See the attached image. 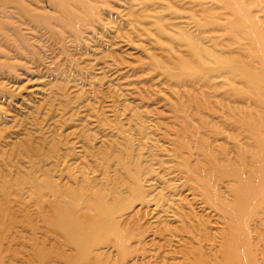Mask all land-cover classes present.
<instances>
[{
	"label": "rangeland",
	"instance_id": "obj_1",
	"mask_svg": "<svg viewBox=\"0 0 264 264\" xmlns=\"http://www.w3.org/2000/svg\"><path fill=\"white\" fill-rule=\"evenodd\" d=\"M49 1L0 0V264H264L263 261L261 262L264 259V210H257V208L264 207V196L249 197V200L255 197H257L256 200H259L256 202L251 199L253 203L247 198H244L246 202L242 201L243 198L239 200L244 205L249 203L253 212L258 211L254 214L251 210L253 214L250 213L254 219H257L253 220L256 223L250 222L252 220L250 214L246 217L242 213L245 210L248 211L249 206H246V209L239 203L238 205L242 206L241 209L244 211L238 210L239 207L236 208L238 200L232 201L236 196L232 195L231 198H228L230 197L228 195L225 196L227 193L225 188L226 193L222 189L224 195L220 196L222 200L219 196H214V199H210L213 196L207 198L199 181L198 183L193 177L185 175L186 172H180L179 167H176V171L175 165L180 160L179 157H177V161L174 159L175 162H171L166 157L168 155L165 154L166 152L159 151L163 149L162 145L164 149L166 148L165 150L171 153L173 150L171 148L175 143L173 141L164 143L163 135L151 130L150 121L148 123L143 119L145 121L143 123L146 124H142L140 127V117H142L140 112L143 109L139 108L138 104L135 106L137 102L133 103L128 100L129 96L126 97L128 91H132L131 89L142 90V84H137L140 82L137 81V77H142L138 78L141 80L144 78L143 81H145L146 76L151 74L148 72V66L149 62H153L154 53L160 55L163 50L169 52L170 47L173 48L170 53L176 51L174 53L176 55L171 54L169 58V60H173L170 61L171 64L174 60L179 63L181 58L191 66L197 67L196 75H188L189 79L196 77L197 82L209 79L211 81V78L213 81L216 80L217 86L214 90L215 83L213 81L211 84L208 83L212 89L207 87L208 90H206L207 84L205 83L203 86L204 81L201 82L203 85L196 84L200 88L195 86L197 94L204 93L201 89L204 88L205 94L208 93L210 98L203 99L204 104L205 101H208V105L205 104L206 108L203 106L204 111L202 112L212 109L206 110L208 112L204 116H209L211 111H213L211 115L215 113V116L223 113L227 116V118L225 115L219 116L221 118L224 116L223 123L228 122V119L231 122V124L230 122L225 123L227 126L224 124L226 128L222 126V121L218 124L215 119H212L213 121L210 119L211 123H207L208 127L212 128L210 129L212 133L223 132L220 145L216 146V151L220 153L217 155L225 154L226 158L233 163H231L232 167L235 165L237 171L239 169L240 173H244L242 174L245 179H255L259 173L258 169H264L263 166H258L264 163V0H169L174 14L171 12L173 11L171 5H167L169 4L168 0L167 2L163 0L168 8L164 6L165 4L158 3L162 2L161 0H143L149 2V5L142 0H133L131 4L128 3L132 0H120V2L114 0L117 1L116 4L113 0H95L97 3L107 1L102 4L91 2L92 0H88V2L87 0H66L69 6L63 15L59 9L54 8L53 1ZM78 1L86 3L87 6H92L91 3L95 4V8L97 7L96 17L94 15L93 18L86 19L89 14L86 9L81 7L82 12L78 8V4L74 3ZM193 1L196 3L202 1V4L192 5L195 4ZM153 3L157 4L155 11ZM111 5L112 10L115 9L116 12H111ZM197 6L198 8H196ZM106 7L110 9L108 10ZM204 9L206 10L204 11ZM56 11L59 13L57 14ZM161 12H167V14L163 13L164 17L161 16V18ZM184 14L185 16H182ZM192 15L195 16V21ZM177 17L180 20L183 18L193 19V22L188 20L186 22L188 26H186L185 22L180 21ZM155 18L159 24H162L163 18H167L163 21L164 27L160 25L162 27L160 28L155 23ZM175 18L183 25L176 22L173 24ZM91 19H95L101 25L98 23L96 25V21L90 22L83 29L87 34L82 29L78 34L79 28ZM65 21L66 23L63 24ZM190 21L194 27L191 26ZM188 22L191 24L189 25ZM154 23L157 26H152ZM169 23L173 26L169 25L168 27ZM194 23L198 25L195 26ZM141 26L151 29L154 27L152 30L147 29V39L145 37L142 39L146 35L143 34L146 29H144L145 31L141 30ZM156 27L168 33L165 31L163 33L160 30L159 32ZM150 31L157 34L156 37ZM149 33L158 42L154 38L149 39ZM202 33L204 34L202 35ZM76 35H79L78 38ZM151 35L150 38H152ZM199 35L205 39H203L205 42ZM81 36L83 39L85 38V41L79 38ZM128 42H132L133 45ZM137 43L139 46H136ZM124 44L126 45L124 46ZM141 44H144L142 46L145 48H142ZM198 49L199 51L200 49L204 50V53H198ZM142 50H145V53L146 51L149 54L153 53L152 58L151 55L149 58L147 57L152 59L151 61L142 62L149 55L148 53L146 55ZM175 57H178L179 61ZM195 57L196 59H194ZM159 58L164 63H169L166 57L163 58L164 60ZM138 60L139 63H137ZM152 65L156 66L152 63L150 67ZM130 66L132 68L127 72L125 68ZM143 66L145 67L142 70ZM132 69L133 72H131ZM199 69L209 72L198 73ZM157 70L160 71L158 66L154 68V71L153 68H150V72H154V74H158ZM164 71H168L167 73L170 74L172 72L169 68ZM129 73L135 74L129 76ZM156 74L152 81H146L149 85L151 82L150 87H147L149 85L144 82L145 87L141 92V96L144 97L140 98L152 101L144 111L149 109L148 112L153 116L154 112L155 116L159 114L158 112L162 113L161 115H167V119H159L158 122H161L165 136L174 137V133H177L178 130L181 132V129L176 125L172 126L175 121L173 120L172 123L171 119H168L171 110L161 102L158 96L161 93L154 94V91L159 92V89L156 88L160 87L157 85L162 86L163 82L161 81L165 83L167 78L163 76L160 81L157 79L160 77ZM125 75H128L126 79L132 77L128 79L132 80V87L137 85L138 87L132 88L128 80V83L124 82ZM205 77L207 79H204ZM157 80L161 83L157 84ZM167 82L165 85H169L170 81ZM153 84H157V87H152ZM165 85H163L164 88L162 86L163 92ZM185 85H189V83L183 84V87ZM146 87L149 91L146 90ZM151 87L155 90L149 89ZM174 87L172 86L173 89ZM176 88L178 89V87ZM198 88L201 91H198ZM173 89L164 92L165 96L172 92L169 94L171 96H167L171 101L172 97H175L174 94L179 96H176L178 98L176 100L181 99L183 94V96L189 94L188 97L185 96L186 98L183 97L179 101L182 102L185 98L191 102L188 104L186 100L184 104L182 103L183 105L186 103L192 105L193 102L194 106H191L193 110L196 107L195 104L202 102L200 97L203 98V95L198 96L195 93V97L194 91H191L192 88L190 90L188 88L189 92H186L187 90L181 92L182 90L179 88L181 96L177 89ZM214 91L215 93H211ZM152 94L156 95V98ZM190 94L194 97H190ZM197 96L199 97L198 103L196 102L198 101ZM194 102L196 103L194 104ZM171 109L174 110L173 106ZM195 114L193 113V116ZM240 118L244 122H239ZM247 120H250V123ZM153 123L156 124V117L152 125ZM241 123L245 127H242L244 125ZM142 138L145 140L143 141ZM237 140H240V144ZM150 141H153L152 145L149 144ZM233 141L236 142L233 143ZM153 147L155 148L152 149ZM248 151L249 153L244 154ZM156 152H162V155H157ZM185 152L188 155L191 152L189 156L193 165L203 160V156L198 150L191 148L190 150L185 149ZM242 154L246 156H242ZM140 158L142 159L140 160ZM173 163L176 164L173 165ZM232 167L230 171L233 170ZM154 171L158 175H155ZM248 172L252 179L248 174L246 175ZM187 176L188 178H186ZM166 177H170L169 180ZM179 177H184V179ZM260 177L259 175L258 179H262L264 183V176ZM190 178L195 181V185H199L191 188L190 183L192 185L194 183L190 181ZM216 178L218 176L214 180ZM137 181L139 185L136 184ZM150 182H158L154 188L156 192L152 189L149 191ZM177 183L184 186V189L180 187L182 190H176L180 189L174 188ZM138 186L147 189L141 188L143 189L141 191ZM188 189H192L195 194L193 192L192 195L189 194ZM201 194L204 195V198H201L203 197ZM202 199L207 202H203ZM199 200L200 203H197ZM220 200L224 206H219L222 205ZM223 200L229 203L226 204ZM148 201H151V204ZM230 202H234V205ZM185 203L188 204V207ZM201 205H206V208L203 206L201 208ZM215 205H218L221 214L227 215L228 212L230 215L232 212L231 217L227 218L228 215L226 217L223 214L220 219V211H215L218 210L215 209ZM229 205L231 208L234 206L235 211L238 210V212L236 213L234 208L232 211L228 210ZM157 206H160L161 210L156 209V215H154L155 213L152 214L153 208ZM168 207L171 211L174 210L176 216L178 215L176 221L173 219V217L175 218L172 214L173 211L170 212ZM203 208L206 210L204 211ZM162 209L164 210L162 211ZM210 209L212 211L209 213ZM223 209L225 210L223 211ZM244 214H248V212ZM151 215L154 217L151 218ZM235 215L240 219L235 220L236 222H241L243 217L247 220H243L241 224L236 223L232 221L235 219ZM156 216L158 218L161 216V218L157 219ZM184 216L186 219H182ZM179 218L180 221H178ZM244 221L251 223L250 226L247 224L248 229L252 226L250 234L246 236L245 234L249 231L243 227L245 226ZM233 222L235 223L233 224V226L235 225L234 229H232ZM142 231L145 232V235ZM146 235L148 236L146 237ZM237 256L240 257L237 258L238 260L235 259Z\"/></svg>",
	"mask_w": 264,
	"mask_h": 264
},
{
	"label": "bare ground",
	"instance_id": "obj_2",
	"mask_svg": "<svg viewBox=\"0 0 264 264\" xmlns=\"http://www.w3.org/2000/svg\"><path fill=\"white\" fill-rule=\"evenodd\" d=\"M48 1V0H47ZM51 1V0H50ZM49 1V2H50ZM53 2H52V4L53 5H55V7L54 8H57V10L59 9V12L63 15L64 14V12H66L67 10H68V3L66 2V0H52ZM90 1V0H89ZM95 0H92L91 2H94ZM108 1V0H107ZM107 1H104V2H107ZM114 1V0H113ZM118 1V0H117ZM116 1V2H117ZM129 1H131V0H129ZM143 1V0H142ZM148 1V0H147ZM151 1V0H150ZM159 1V0H158ZM162 2H163V0H161ZM169 1V0H168ZM227 1H229V0H227ZM87 2H88V0H87ZM104 2H96L95 1V3L96 4H102V3H104ZM115 2V1H114ZM114 2H113V4H114ZM116 2H115V4H116ZM119 2H120V0H119ZM125 2V1H124ZM133 2V0L131 1V2H129L128 4H131ZM143 2H145L146 4H148L149 2H146V1H143ZM142 2V3H143ZM156 2V1H155ZM162 2H158V3H160V5L161 4H165L164 2L162 3ZM165 2H167V0L165 1ZM193 2H195V1H193ZM192 2V3H193ZM74 3H76V4H78V8L83 12V10H82V8L83 9H86L87 10V12H88V16H87V18L86 19H90V18H93L94 17V15L95 14H97V12H96V8H95V4L93 5V3H91L92 4V6H87L86 5V3L84 4V3H82V2H74ZM122 3V2H121ZM138 3H139V1H138ZM145 3H143V5H145ZM157 3V2H156ZM169 4H167V5H171V3H170V1L168 2ZM204 3H206V1H204ZM204 3H203V5H204ZM212 3V2H211ZM213 3H214V1H213ZM127 4V5H128ZM137 4V3H136ZM154 4V3H153ZM181 4H182V2H181ZM196 4H202V1H201V3H200V1H199V3H196L195 2V4H192V5H196ZM105 5H107V4H105ZM120 5V4H119ZM135 5V4H134ZM138 5V4H137ZM149 5V4H148ZM152 5V4H151ZM159 4H158V8H159V6H160ZM202 5V6H203ZM216 5V4H215ZM72 6H74V5H72ZM100 6V5H99ZM110 6V5H109ZM108 6V7H109ZM139 6H140V3H139ZM156 6H157V4L155 5L154 4V7L155 8H153L154 9V11H155V9H156ZM165 7H166V4L164 5ZM82 7V8H81ZM108 7H106V8H108ZM136 7H138V6H136ZM153 7V6H152ZM164 7V8H165ZM170 7V6H169ZM73 8V7H72ZM132 8V7H131ZM166 8H168V7H166ZM173 7H172V5H171V9H172ZM196 8H198V6L196 7ZM211 8V7H210ZM74 9V8H73ZM110 8H108V10H109ZM152 9V10H153ZM38 10V9H37ZM54 10V9H53ZM78 10V9H77ZM118 10V9H117ZM129 10V9H128ZM144 10V9H143ZM161 10V9H160ZM165 10V9H164ZM173 10V9H172ZM197 10V9H196ZM195 10V11H196ZM206 9H204V11H205ZM44 11V10H43ZM80 11V12H81ZM113 11H115L116 12V10L115 9H113L112 10V5H111V12L113 13ZM118 11H120V10H118ZM146 11H148V10H146ZM162 11V10H161ZM58 12V13H59ZM114 12V13H115ZM121 12V11H120ZM153 12V11H152ZM167 12H168V10H167ZM167 12L165 13V12H161V14H160V17L161 16H163L162 14L164 13V14H167ZM172 13L174 12V10L173 11H171ZM37 13H39V12H37ZM56 13H57V11H56ZM57 13V14H58ZM110 13V12H109ZM119 13V12H118ZM117 13V14H118ZM122 13V12H121ZM126 13H127V10H126ZM130 13V12H129ZM128 13V14H129ZM156 13V12H155ZM155 13H153V14H155ZM157 13H158V11H157ZM156 13V14H157ZM181 13V12H180ZM180 13H178V14H180ZM201 13V12H200ZM260 13V12H259ZM261 13H262V10H261ZM68 14V13H67ZM120 14V13H119ZM133 14V13H132ZM142 14H144V13H142ZM155 14V15H156ZM158 14V15H159ZM168 14H169V12H168ZM174 14V13H173ZM172 14V15H173ZM263 14V13H262ZM169 15H171V13L169 14ZM176 15V14H175ZM72 16V15H71ZM118 16V15H117ZM131 16V15H130ZM145 16V15H144ZM157 16V15H156ZM168 16V15H167ZM180 16H181V14H180ZM182 16H185V14L184 15H182ZM188 16V15H187ZM194 15H192V17H193ZM207 16V15H206ZM58 17H61V16H58ZM57 17V19H59ZM86 17V16H85ZM95 17H96V15H95ZM98 17V16H97ZM129 17V16H128ZM152 18H154V16H151ZM164 17V16H163ZM169 17V16H168ZM171 17H173V16H171ZM190 17V16H189ZM202 17V16H201ZM51 18V17H50ZM54 18V17H53ZM79 18V17H78ZM84 18V17H83ZM103 18V17H102ZM120 18V17H119ZM129 18H131V17H129ZM145 18V17H144ZM162 18V17H161ZM174 18V17H173ZM178 18V17H177ZM177 18H175V19H173V24H174V22H176V23H180V24H182L183 25V23L182 22H185L184 24L186 25V26H188L187 24H186V22L188 21V20H191V19H182V20H180L179 18V20L180 21H182V22H179V21H177L178 19ZM191 18V17H190ZM25 19V18H24ZM55 19V18H54ZM164 20L165 19H167V18H163ZM193 19H194V21H195V16L193 17ZM193 19L191 20L192 22H193ZM211 19H213V18H211ZM49 20V19H48ZM53 20V19H52ZM84 20V19H83ZM96 20H97V18H96ZM95 19H91V20H89L88 22H86L85 24H83L82 26H84V27H80L79 28V30L77 31L78 32V34L79 33H81V29L83 30L84 28H85V26L88 24V23H90V22H94V21H96ZM99 20V19H98ZM124 20V19H123ZM135 20H136V17H135ZM142 20V19H141ZM150 20H152L151 18H150ZM163 20V21H164ZM174 20H176V21H174ZM184 20V21H183ZM100 21V20H99ZM103 21V20H102ZM101 21V22H102ZM154 21H155V23L157 24V25H159V27L160 28H162V27H164L163 26V21H162V24H159V23H157L156 22V18L154 19ZM157 21H158V19H157ZM172 21V20H171ZM190 21V22H191ZM196 21H199V20H196ZM204 21H205V19H204ZM160 22H161V19H160ZM166 22V21H165ZM191 22V23H192ZM207 22V21H206ZM66 23V21L65 22H63V24H65ZM97 23L98 24H100L99 22H97L96 21V25H97ZM131 23H132V21H131ZM139 23V22H138ZM154 23V25H152V26H154L155 27V24ZM171 23V22H170ZM170 23L168 24V27H169V25H170ZM189 23V22H188ZM191 23H189V25L191 24ZM215 23H217V22H215ZM152 24H153V22H152ZM195 24V26L196 25H198L197 23H194ZM200 24V23H199ZM92 25V24H91ZM101 25V24H100ZM104 25V24H103ZM108 25V24H107ZM128 25V24H127ZM148 25V24H147ZM151 25V24H150ZM156 25V26H157ZM160 25H162V27L160 26ZM184 25V26H185ZM193 25V23L191 24V26ZM42 26V25H41ZM90 26V25H89ZM133 26V25H132ZM131 26V27H132ZM139 26V25H138ZM170 26H173V25H170ZM175 26V25H174ZM191 26H189L190 28H192ZM88 27V26H87ZM92 27V26H91ZM94 27H95V25H94ZM94 27H92V28H94ZM105 27V26H104ZM109 27V26H108ZM134 27H136V26H134ZM151 27V26H150ZM153 27V28H154ZM183 27V26H182ZM193 27H194V25H193ZM73 28V27H72ZM141 28V30H143V31H145L144 29H146V31H145V33H143V34H146L145 36H143L142 37V39L145 37V39H147L146 37H147V29L149 30H152L151 28H144L143 26H141L140 27ZM157 28V30L159 31L160 29L158 28V27H156ZM155 28V29H156ZM174 28V27H173ZM196 28V30L198 29V26L197 27H195ZM200 28H202V27H200ZM165 29V28H164ZM182 29V28H181ZM87 30H88V28H87ZM96 30V29H95ZM157 30H156V32H157ZM167 30V29H166ZM169 30V29H168ZM189 30V29H188ZM191 30V29H190ZM195 29H194V31H196ZM34 31V30H33ZM73 31H74V28H73ZM83 31H85V30H83ZM137 31V30H136ZM135 31V32H136ZM142 31V32H143ZM160 31H163L162 29L160 30ZM159 31V32H160ZM165 31V30H164ZM164 31H163V33H164ZM171 31H172V29H171ZM65 32V31H64ZM139 32V31H138ZM151 32V31H150ZM154 32V31H153ZM155 32V33H156ZM166 32V31H165ZM176 32V31H175ZM198 32V31H197ZM197 32H196V34H197ZM203 32V31H202ZM35 33V32H34ZM67 33V32H66ZM75 33V32H74ZM85 33H86V31H85ZM137 33V32H136ZM135 33V34H136ZM140 33V32H139ZM152 33V32H151ZM151 33H149V35H148V37H149V39H153L154 37L151 35ZM166 33H168V32H166ZM172 33V32H171ZM187 33V32H186ZM193 33V32H192ZM210 33V32H209ZM87 34V33H86ZM153 34V33H152ZM174 34V33H173ZM194 34V33H193ZM204 33H202V35H203ZM208 34V33H207ZM85 35V34H84ZM125 35V34H124ZM131 35V34H130ZM150 35L152 36V38H150ZM153 35H155V37H156V35L157 34H153ZM161 35V34H160ZM178 35V34H177ZM181 35V34H180ZM211 35V34H210ZM218 35V34H217ZM75 36V35H74ZM77 36V35H76ZM79 36V35H78ZM78 36H77V38H78ZM139 36V35H138ZM137 36V37H138ZM164 36V35H163ZM166 36H167V34H166ZM169 36H170V34H169ZM168 36V37H169ZM200 36V35H199ZM209 36V35H208ZM67 37V36H66ZM119 37V36H118ZM126 37V36H125ZM130 37V36H129ZM128 37V38H129ZM158 37V36H157ZM196 37V36H195ZM201 37V36H200ZM205 37V36H204ZM38 38V37H37ZM75 38V37H74ZM79 38H81V39H83L82 38V36L81 37H79ZM121 38V37H120ZM199 38V37H198ZM202 38V40L204 39L203 37H201ZM209 39L211 38V37H208ZM220 38V37H219ZM41 39V38H40ZM85 39V38H84ZM83 39V40H84ZM132 39V38H131ZM137 39V38H136ZM140 39V38H139ZM211 39H213V38H211ZM47 40V39H46ZM80 40V39H79ZM122 40V39H121ZM130 40V39H129ZM129 40H125V41H129ZM135 40V39H134ZM154 40H155V38H154ZM154 40H152V42L154 41ZM160 40V39H159ZM163 40V39H162ZM175 40V39H174ZM179 40V39H178ZM205 40V39H204ZM203 40V41H204ZM206 40H207V37H206ZM214 40H216V39H214ZM85 41V40H84ZM131 41V40H130ZM143 41H146V40H143ZM156 42H158L157 40H155ZM168 41V40H167ZM202 41V42H203ZM71 42V41H70ZM137 42V41H136ZM149 42V41H148ZM151 42V41H150ZM156 42H155V44H156ZM165 42V41H164ZM176 42V41H175ZM185 42V41H184ZM205 42V41H204ZM212 42V41H211ZM72 43V42H71ZM126 43V42H125ZM128 43H131L132 44V42H128ZM140 43V42H139ZM154 43V42H153ZM152 43V44H153ZM210 43V42H209ZM219 43V42H218ZM117 44V43H116ZM123 44V43H122ZM151 44V43H150ZM158 44V43H157ZM160 44V43H159ZM169 44V43H168ZM212 44V43H211ZM126 44H124V46H125ZM133 45V44H132ZM142 45H144V44H141V46ZM148 45V44H147ZM177 45H178V43H177ZM215 45V44H214ZM219 45V44H218ZM72 46V45H71ZM128 46V45H127ZM129 46H130V44H129ZM136 46H139L138 45V43H137V45ZM140 46V47H141ZM152 46H154V45H152ZM160 46V45H159ZM162 46V45H161ZM203 46V45H202ZM217 46V45H216ZM83 47V46H82ZM132 47V46H131ZM140 47H138V48H140ZM158 47V46H157ZM166 47H168L167 45H166ZM182 47V46H181ZM132 48H134V47H132ZM142 48H145V47H143L142 46ZM159 48V47H158ZM161 48V47H160ZM164 48V47H163ZM147 49V48H146ZM145 49V50H146ZM165 49H169V48H165ZM173 50V48H171L170 47V51L168 52L167 50L165 51V50H163L162 52H161V56L160 55H155V53H154V56L155 57H153V62L151 61L152 59H148L149 58V56L151 55V58H152V55H153V53H148L147 51H146V53H145V50L143 51L146 55H148V56H146L145 58H147V59H144V60H142V62L144 61V62H147L148 60L149 61H151V62H149V64L151 65L152 63L154 64V66L156 65V66H158V69L160 68V71L158 72V70H157V73L158 74H156V76H159L160 78H158L157 77V79H160V81H161V77L163 78V76H165L166 78H167V80L165 79V77H164V79H165V83H164V81H161V82H163V85H165L166 83H168L167 81H170V83H173V84H170L169 83V85H165L166 87H165V91L164 92H169V91H172V86H175L174 87V89L173 90H176L177 88L176 87H178V89H177V92H178V94L180 95V93L181 92H184V91H186V92H189L188 91V88H189V90H190V88H192L191 89V91H194L192 94L193 95H195V93H196V91H197V87H199L200 88V86L198 85H196V84H198V83H200V84H202L201 82H203V81H201V82H197L196 81V77L194 78V79H189V77H188V75H196V73H197V67H195V66H191L187 61H185V60H181V58H180V61L175 57V59H177V61H179V63L177 62L176 63V60H174V62H175V64H174V62H172L173 64H171L170 63V61H173L172 59L171 60H169V58H170V56H171V54H174L175 52H173V53H170V52H172V50ZM205 49V48H204ZM136 50H138V49H136ZM162 50V49H161ZM175 50V49H174ZM127 51H128V49H127ZM149 51V50H148ZM198 51V53H202L204 50H201L200 49V51H199V49L197 50ZM151 52V51H150ZM180 52V51H179ZM181 52H182V50H181ZM148 53V54H147ZM204 53V52H203ZM202 53V54H203ZM7 54V53H6ZM62 54V53H61ZM181 54V53H180ZM182 54H184V53H182ZM174 55H176V54H174ZM131 56V55H130ZM163 56V57H162ZM178 56V55H177ZM181 56V55H180ZM193 56V55H192ZM139 57V56H138ZM159 57H161L162 58V60H164L163 58L164 57H166L165 59L166 60H169V63L168 62H166V63H164L163 61H161V59L159 58ZM183 57V56H182ZM14 58V57H13ZM132 58H133V56H132ZM136 58V57H135ZM173 58V57H172ZM6 59V58H5ZM81 59V58H80ZM174 59V58H173ZM183 59H185V58H183ZM194 59H196V57L194 58ZM136 60V59H135ZM140 60V59H139ZM139 60H138V62L137 63H139ZM146 60V61H145ZM188 60V59H187ZM137 61V60H136ZM184 61V62H183ZM16 62V61H15ZM81 62V61H80ZM83 63V62H82ZM136 63V62H135ZM109 64V63H108ZM140 64H142L141 63V61H140ZM144 64H146V63H143V65ZM170 64V65H169ZM131 65V64H130ZM150 65L148 66L147 64L145 65V66H148L149 67V69H148V67H147V69L149 70L148 72L149 73H151V74H148V76H146V75H144V76H146L147 78L145 79V81H143L144 80V78H143V80H141V79H139V78H142V77H137V81L139 80L140 82H138L137 84H142V87H141V89L142 90H140L139 88H136V87H138V85L137 86H135V87H132L131 85V81L130 80H128V79H126V76H128V75H125L124 77H125V79L126 80H124V78H123V81L124 82H127L128 83V81H129V83H130V86L132 87V88H136V89H131L132 91H130L129 90V88H130V86H129V84L127 85L128 86V93H127V96H126V94H124L127 98H128V96H129V99L128 100H131V101H133V103L134 102H137V103H135V106L137 105L139 108L141 107V109H143V111H141L140 113L142 114V117H140V127H141V125L142 124H146V123H143V122H145L146 120H147V122L148 121H150V128H151V130H154V132H157V133H159L160 135L162 134L163 135V137H162V139H163V141H164V143H172V141L175 143V144H173V148H171V149H173L174 150V152H173V150L171 151V153L170 152H168L167 150H165L164 149V147L161 145V147L163 148H161L162 150H159V151H163L165 154H168V155H166V157L168 158V160H170L171 162H175L174 161V159L176 160L177 159V157H179V161H178V163H177V165H175L176 163H173V165H175V168L176 167H179L180 168V172L182 171V173L184 172H186V174L185 175H188L189 177H193V179H195L202 187L201 188H203V191H204V194H205V196H207V198H210V196H213V198H210V199H214L215 197H218L219 196V198L222 200V198L220 197L221 196V194L222 195H224V191H225V189L227 190V193H226V191H225V193H226V195L225 196H230V197H228V198H231V196L233 195V196H236V198L235 197H233V198H235V199H232V201H234L235 202V200H238V203H237V205L240 203V201L239 200H242V198H243V200L242 201H244V202H246L245 200H244V198L246 199L247 198V200H249L248 198L249 197H251V196H264V183H263V180L262 179H258V177H259V175L261 176L260 178H262L263 176H264V169L263 170H261V169H258V171H259V173H258V176L256 175V177H255V179H253V180H247V179H245V177L243 176V174L242 173H240L241 171H239V169H238V167H237V169H238V171L236 170V166L235 165H233L234 167H232V162H230L231 160H229V159H227L226 158V155L225 154H222V155H217V147L216 146H218V145H220V142H221V140H222V138H223V132L222 133H219V132H217V133H212V131L210 130V129H212V128H210V127H208V124L209 123H211V121H213L212 119H215V122H218V124H219V122H221V123H223V118H224V116H222L223 118H221V117H219L220 115H225V114H220L219 116H215V113H213V115H211L212 114V112L213 111H211V116L209 115H207V116H204V115H206V113L209 111V110H212V109H206V110H208L207 112H206V110H205V112H202V111H204V107H205V104H207V102L208 101H205V104H204V101H203V99H210L209 98V96L207 95L208 93H206L205 94V92H206V90H208L209 88H210V86H208V83L209 84H211L212 82L211 81H213L212 80V78H211V81H210V79L209 80H205L203 83H204V85L203 86H205V83L207 84L206 85V87H205V91L203 90L204 88H201L202 89V91L204 92V93H202V94H197L196 93V95H198V96H202L203 95V98H201L200 97V99L202 100V102H200L201 104H199L198 102H199V97H198V101H196V100H193V101H196L198 104L197 105H199V106H197L195 103L196 102H194V104H195V108H194V110H193V108H191V106H194L193 105V102H192V105H187V103L189 104V103H191V102H189L187 99V103L185 104V105H183L184 104V101L186 102V100H185V96H187V95H185V96H181V99L179 98V100H182V98L183 97H185L184 99H183V101L182 102H180L179 100H176V99H178V98H176V96H178V95H176V94H174L175 95V97L173 96L172 97V101L169 99L170 97H168L167 98V96H171V95H169L170 93H172V92H170V93H168V95L167 96H165L164 94H166V93H164L162 90H164V89H162V86L159 84V83H161V82H159L158 80V82H157V84H159V85H157L158 87H160V88H156L157 86L156 85H152V87L153 86H155V88L156 89H159L158 91L159 92H157L156 93V91H154L153 93L154 94H156V95H158V93H161V94H159L158 96H159V98L161 99V102L163 103V105L166 107V108H168L169 107V110H171L170 111V114H168V119H171V121H172V123L175 121V124H172V126H175L176 125V127H179L180 129H181V132L178 130V132L176 133H174V137H172L171 135L169 136V135H167V136H165L164 135V133H163V128H162V124H161V122H158L159 121V119H167V115H165V114H163V115H161L162 113H160V112H158L159 114H157L156 116H155V112H154V116L150 113V112H148V111H150L149 109H148V111H144L145 109H147V107L148 106H150L151 104V102L152 101H147V99H141L140 97H142L141 96V92H143V87H145L144 86V82H146V81H152L153 79H154V77H155V74H154V72H150V68H153V71H154V68L156 67H153V65L150 67ZM172 65V66H171ZM23 66V65H22ZM107 66V65H106ZM112 66V65H111ZM117 66V65H116ZM133 66V65H132ZM132 66H130L129 68L128 67H126L125 68V70H127V72H128V70H130L131 68H132ZM145 66H143L142 67V70H143V68L145 67ZM48 67V66H47ZM109 67V66H108ZM113 67H114V65H113ZM139 67V66H138ZM106 68V67H105ZM111 68V67H110ZM110 68H108V69H110ZM115 68V67H114ZM166 68H169L170 69V71H172L171 72V74L170 73H167L166 71H164V69H166ZM18 69V68H17ZM135 69V68H134ZM145 70V69H144ZM168 70V69H167ZM90 71H92V70H90ZM111 71V70H110ZM117 71V70H116ZM152 71V70H151ZM122 72V71H121ZM124 72H126V71H124ZM130 72V71H129ZM131 72H133V69L131 70ZM134 72H135V70H134ZM137 72V71H136ZM204 72H209V71H207V70H205V69H199L198 70V73H204ZM153 73V74H152ZM117 74V73H116ZM130 74H132V73H129V76H130ZM133 74H135V73H133ZM132 74V75H133ZM123 75H124V73H123ZM131 75V76H132ZM119 76V75H118ZM207 77H209V76H207ZM207 77H205L204 79H207ZM211 77V76H210ZM115 78V77H114ZM132 78V77H131ZM130 78V79H131ZM118 79H119V77H118ZM128 80V81H127ZM85 81V80H84ZM122 81V82H123ZM135 81V80H134ZM121 82V83H122ZM123 82V83H124ZM216 82V80L215 81H213V83H215ZM136 83V81L134 82V84ZM187 84V83H189V85H185L184 87H183V84ZM133 84V85H134ZM146 84H147V82H146ZM145 84V85H146ZM147 85H149V84H147ZM146 85V86H147ZM150 85H151V82H150ZM150 85L149 86H147V87H150ZM170 85H171V87H170ZM180 85H182V87H179ZM192 85V86H191ZM197 87H196V86ZM125 86V85H124ZM123 86V87H124ZM127 86H125V87H127ZM190 86V87H189ZM193 86H195V87H193ZM202 86V87H203ZM215 86H217V84L215 83V85L213 86L214 88H213V90L215 89ZM77 87V86H76ZM147 87H146V90L147 91H149L148 89H147ZM152 87L151 88H149V89H152ZM188 87V88H187ZM207 87H208V89H207ZM77 88H79V87H77ZM155 88L154 89H152V91L153 90H155ZM163 88H164V86H163ZM176 88V89H175ZM179 88L182 90L181 92H179L180 90H179ZM198 88V91H201V89H199ZM125 89V88H124ZM210 89H212V88H210ZM145 90V89H144ZM179 90V91H178ZM184 90V91H183ZM125 91H127V90H125ZM210 91H212V90H210ZM174 92V91H173ZM209 92V91H208ZM125 93V92H124ZM175 93V92H174ZM198 93H201V92H198ZM211 93H215V91L214 92H211ZM186 94V93H185ZM150 95H151V92H150ZM153 95V94H152ZM156 95H153V97H155ZM193 95H191L190 94V97L191 96H193ZM196 95H195V97H196ZM211 95V94H210ZM158 96H157V98H158ZM188 96H189V94H188ZM187 96V97H188ZM206 98H205V97ZM144 97V96H143ZM148 97V96H147ZM179 97V96H178ZM194 97V96H193ZM211 97V96H210ZM215 97V96H214ZM140 98V99H139ZM156 98V97H155ZM216 98V97H215ZM121 99V98H120ZM124 99H125V97H124ZM149 99V98H148ZM174 99V100H173ZM194 99H196V98H194ZM207 99V100H208ZM213 99V98H212ZM146 100V101H145ZM200 100V101H201ZM239 100V99H238ZM237 100V101H238ZM123 101H127V100H123ZM173 101H174V103H173ZM176 101H178V102H176ZM211 101H213V100H211ZM215 101V100H214ZM213 101V102H214ZM220 101V100H219ZM159 102V101H158ZM222 102V101H221ZM221 102H219L220 104H221ZM105 103V102H104ZM156 103V102H155ZM183 103V104H182ZM218 103V102H217ZM204 104V105H203ZM213 104V103H212ZM224 104V103H223ZM240 104V103H239ZM153 105V104H152ZM208 105V104H207ZM206 105V106H207ZM209 105H211L210 103H209ZM236 105V104H235ZM234 105V106H235ZM125 106V105H124ZM171 106H173V108H174V112L172 111V109H171ZM204 106V107H203ZM212 106V105H211ZM211 106H210V108H211ZM219 106V105H218ZM224 106V105H223ZM232 106V105H231ZM230 106V107H231ZM133 107V106H132ZM209 107V106H208ZM212 107H214V105L212 106ZM226 107V106H225ZM239 107V106H238ZM240 107H241V104H240ZM206 108V107H205ZM222 108V107H221ZM227 108V107H226ZM129 109V108H128ZM128 109H126V110H128ZM223 109V108H222ZM225 109V108H224ZM229 109V108H228ZM130 110V109H129ZM129 110H128V112H129ZM169 110H168V112H169ZM214 110V109H213ZM227 110V109H226ZM231 110H233L232 108H231ZM230 110V111H231ZM237 110H238V108H237ZM106 111V110H105ZM134 111V110H133ZM138 111V110H137ZM201 111V112H200ZM229 111V110H228ZM131 112V111H130ZM152 113H153V111H151ZM199 112H200V114H199ZM214 112H215V110H214ZM219 112V111H218ZM225 112V111H224ZM234 112V111H233ZM237 112V111H236ZM241 112V111H240ZM132 113V112H131ZM131 113H130V115H131ZM157 113V112H156ZM193 113H196L194 116H193ZM202 113H205V114H202ZM220 113V112H219ZM139 114V113H138ZM209 114V113H208ZM237 114V113H236ZM137 115V114H136ZM140 115V114H139ZM230 115V114H229ZM238 115V114H237ZM226 116V115H225ZM234 116H235V114H234ZM155 117H156V124L154 125V123H153V125H152V122H154V119H155ZM239 117H241V116H239ZM243 117V116H242ZM135 118V117H134ZM226 118H227V116H226ZM245 118H247V116H245ZM249 118V117H248ZM87 119V118H86ZM143 119H145V121H143ZM210 119H211V121H210ZM234 119H235V117H234ZM241 119V118H240ZM239 119V120H240ZM252 119V118H251ZM110 120V119H109ZM174 120V121H173ZM216 120H219V121H216ZM232 121H233V119H231ZM238 120V119H237ZM236 120V121H237ZM107 121V120H106ZM241 121H243L244 122V120H240L239 122H241ZM250 121V120H249ZM248 120H247V122H249ZM252 121V120H251ZM228 122H230V120L228 119ZM228 122H225V123H228ZM234 122V121H233ZM132 123V122H131ZM149 123V122H148ZM208 123V124H207ZM225 123H223V125L222 126H224V124ZM250 123V122H249ZM230 124H231V122H230ZM233 124V123H232ZM239 124V123H238ZM238 124H237V126H238ZM241 124H243V123H241ZM245 124H246V121H245ZM217 125V124H216ZM244 125V124H243ZM249 125H251V124H249ZM104 126V125H103ZM111 126V125H110ZM147 125H145V127H146ZM149 126V125H148ZM214 126H215V124H214ZM217 126H219V125H217ZM225 126H227L226 124H225ZM224 126V127H225ZM229 126H232V125H229ZM247 126V125H246ZM143 127V126H142ZM165 127V126H164ZM213 127V126H212ZM221 127V126H220ZM218 128L219 130L221 129V128ZM224 127H223V129H224ZM235 127H236V125H235ZM240 128H241V126H239ZM242 127H245V125L244 126H242ZM93 128V127H92ZM108 128V127H107ZM117 128V127H116ZM118 128H119V126H118ZM147 128V127H146ZM145 128V129H146ZM169 128H171L170 126H169ZM175 128V127H174ZM214 128V127H213ZM215 128H217V127H215ZM226 128V127H225ZM239 128V129H240ZM121 129V128H120ZM123 129V128H122ZM148 129V128H147ZM242 129V128H241ZM245 129V128H244ZM251 129V128H250ZM246 130H248V129H246ZM149 131V130H148ZM177 131V130H176ZM214 131V130H213ZM167 132V131H166ZM180 132V133H179ZM237 132V131H236ZM235 132V134H237L238 132H239V130H238V132L236 133ZM120 133V132H119ZM143 133V132H142ZM150 133V132H149ZM170 133H171V131H170ZM179 133V134H178ZM226 133V132H225ZM234 133V132H233ZM156 134V133H155ZM176 134H178V135H176ZM147 135V134H146ZM149 135V134H148ZM225 135V134H224ZM121 136H122V134H121ZM225 137V136H224ZM232 137V136H231ZM145 139H148L149 140V138H146V137H144ZM234 138H236V137H234ZM239 138V137H238ZM144 139V140H145ZM152 139V138H151ZM142 140H143V138H142ZM143 140V141H144ZM157 140V139H156ZM160 140V139H159ZM224 140V139H223ZM232 140H234L233 138H232ZM131 141V140H130ZM158 141V140H157ZM238 141V140H237ZM240 141V140H239ZM238 141V142H239ZM151 142V141H150ZM153 142V141H152ZM152 142L151 143H149V144H151L152 145ZM236 142V141H235ZM234 141H233V143H235ZM243 142H245V141H243ZM247 142V141H246ZM223 143V142H222ZM232 143V142H231ZM242 143V142H241ZM248 143H250L251 144V142H248ZM253 143V142H252ZM132 144V143H131ZM154 144V143H153ZM157 144H159V143H157ZM226 144V143H225ZM239 144H240V142H239ZM246 144V143H245ZM160 145V144H159ZM228 145V144H227ZM237 145V144H236ZM158 146V145H157ZM157 146H156V148H157ZM223 145L221 144V147H222ZM235 146V145H234ZM238 146V145H237ZM237 146H236V148H237ZM244 147H245V145H243ZM243 146H240V147H243ZM250 146V145H249ZM149 147V146H148ZM147 147V148H148ZM230 147V146H229ZM232 147V146H231ZM150 149H151V147H149ZM155 147H153L152 149H154ZM195 149V150H198V151H200L201 152V155L203 156V160H201L200 162L198 161L195 165H193L191 162H190V159H191V157L189 156L190 154H191V152H189V155H188V153L187 152H185V149ZM235 148V147H234ZM247 148V147H246ZM157 149H159V148H157ZM229 149V148H228ZM237 150V149H236ZM239 150V149H238ZM241 150V149H240ZM146 151H147V149H146ZM151 151H153V150H151ZM155 151H156V149H155ZM158 151V150H157ZM216 151V152H215ZM243 151H245V150H243ZM242 151V152H243ZM150 152V151H149ZM148 152V153H149ZM237 152V151H236ZM157 153V152H156ZM155 153V154H156ZM162 152H160V153H157V155L158 154H160V155H162L161 154ZM163 153V154H164ZM240 153V152H239ZM238 153V154H239ZM247 153H249V151L248 152H245L244 154H247ZM153 154H154V152H153ZM218 154H220V153H218ZM159 155V156H160ZM186 155H188V156H186ZM200 155V154H199ZM231 155V154H230ZM230 155H229V158H230ZM235 155V154H234ZM149 156V155H148ZM151 156V155H150ZM156 156V155H155ZM186 156V157H185ZM242 156H246V155H243L242 154ZM143 157V156H142ZM193 157V156H192ZM234 157V156H233ZM233 157H231L232 159H233ZM145 158V157H144ZM143 158V159H144ZM148 158H151V157H148ZM158 158V157H157ZM163 158H165V157H163ZM142 158H140V160H141ZM154 159V158H153ZM200 159V158H199ZM242 159V158H241ZM260 159V158H259ZM178 160V159H177ZM176 160V161H177ZM244 160H245V158H244ZM236 161V160H235ZM261 162H262V160H260ZM264 161V160H263ZM130 162H131V160H130ZM142 162V161H141ZM160 162H162V161H160ZM193 162V161H192ZM233 162H234V160H233ZM261 162H260V164H261ZM164 163V162H163ZM162 163V164H163ZM232 163V164H231ZM165 164V163H164ZM163 164V165H164ZM230 164H231V166H230ZM259 164V163H258ZM160 166V165H159ZM171 166V165H170ZM229 166H230V170H231V167H232V169L234 170V173H233V170L232 171H230L228 168H229ZM258 166H263L264 167V163H262L261 165H258ZM141 167V166H140ZM161 167V166H160ZM165 167V166H164ZM163 167V168H164ZM167 167V166H166ZM111 168V167H110ZM171 168H173L174 169V167H171ZM178 168V169H179ZM138 169V168H137ZM109 170V169H108ZM140 170V169H139ZM161 170H163L162 168H161ZM164 170H166V169H164ZM242 170V169H241ZM176 171H177V168H176ZM176 171H174V172H176ZM243 171V170H242ZM108 172V171H107ZM137 172V171H136ZM155 172V171H154ZM167 172V171H166ZM169 172H171V171H169ZM168 172V173H169ZM254 172H255V170H254ZM159 173V172H158ZM172 173V172H171ZM182 173H180V174H182ZM237 173V174H236ZM251 173V172H250ZM257 173V172H256ZM153 174V173H152ZM151 174V175H152ZM174 174V173H173ZM248 174V176H249V172L248 173H246V175ZM150 175V174H149ZM155 175H158L156 172H155ZM159 175H160V173H159ZM165 175V174H164ZM163 175V176H164ZM167 175H170V174H167ZM177 175V174H176ZM184 174H183V176H185ZM251 175H252V173H251ZM135 176V175H134ZM154 176V175H153ZM166 176V175H165ZM188 176L186 177V178H188ZM218 176V178H216L217 179V181H216V179L214 180V178L215 177H217ZM132 177V176H131ZM161 177V176H160ZM171 177H172V175H171ZM177 177V176H176ZM180 177H181V175H180ZM179 177V178H180ZM250 177V176H249ZM248 177V178H249ZM252 177V176H251ZM250 177V178H251ZM146 178H149V177H146ZM151 178V177H150ZM159 178V177H158ZM168 178H170V177H168ZM167 177H166V179H168ZM183 179H184V177H182ZM182 178H180V179H182ZM249 178V179H250ZM137 179H138V177H137ZM156 179H157V176H156ZM160 180H162L161 178H159ZM164 179V178H163ZM213 179V181H211ZM219 179V180H218ZM252 179V178H251ZM264 179V178H263ZM139 180V179H138ZM149 180V179H148ZM169 180V179H168ZM262 180V181H261ZM147 181V180H146ZM157 181V180H156ZM165 181H167V180H165ZM173 181V180H172ZM171 181V182H172ZM176 181V180H175ZM185 181V180H184ZM190 181H193V180H191V178H190ZM190 181H189V183H190ZM161 182V181H160ZM170 182V183H171ZM174 182V181H173ZM177 182V181H176ZM180 182H182V181H180ZM195 181H193L192 183H194ZM213 182H214V184H213ZM229 182V183H228ZM157 183L158 182H156V183H151L150 182V184H149V186L148 185H146V186H148V189H149V191L152 189L153 191H155L154 190V188H156V186H157ZM165 183V182H164ZM188 183V184H189ZM136 184H138L139 185V182L137 181V183ZM173 184H175V183H173ZM179 183H177L176 185L177 186H174V188H180V187H182L183 189H184V186H181L180 184L178 185ZM183 184V183H182ZM199 184H196V185H199ZM262 184V185H261ZM141 185V184H140ZM164 185V184H163ZM169 185V184H168ZM171 185V184H170ZM192 184L190 183V187L192 188H194V186H196L195 185V183L191 186ZM135 186V185H134ZM167 186V185H166ZM168 187V186H167ZM173 187V186H172ZM197 187H199L200 188V186H197ZM141 188H144V189H147V188H145V187H141V186H138V189H140L141 191L143 190V189H141ZM161 188V187H160ZM225 188V189H224ZM137 189V188H136ZM222 189H224V191H222ZM167 190V189H166ZM176 190H182L181 188L180 189H176ZM189 190V194H191L193 191H192V189H188ZM196 190V189H195ZM120 191H122V190H120ZM137 191V190H136ZM144 191H146V190H144ZM143 191V192H144ZM148 191V192H149ZM147 192V191H146ZM152 192V191H151ZM156 192V191H155ZM183 192V191H182ZM186 192V191H185ZM136 193V192H135ZM138 193H139V191H138ZM154 193V192H153ZM152 193V194H153ZM194 193V192H193ZM144 194V193H143ZM149 194V193H148ZM158 194H159V192H158ZM170 194V193H169ZM195 194V193H194ZM181 195V194H180ZM192 195V194H191ZM198 195V194H197ZM201 195H203V194H201ZM138 196V195H137ZM182 196V195H181ZM189 196V195H188ZM195 196V195H194ZM215 196V197H214ZM239 198H238V197ZM148 197V196H147ZM150 197V196H149ZM154 198V197H153ZM195 198H197V197H195ZM201 198H204V195H203V197H201ZM241 198V199H240ZM256 198L257 197H255L254 199L253 198H250V200L251 199H253V200H255L256 202H257V200H256ZM148 200V199H147ZM193 200V199H192ZM194 200H196V199H194ZM201 200V199H200ZM200 200L199 201H197V203H200ZM216 200H219L218 198H216ZM221 200H220V202H221ZM249 200V201H250ZM253 200H251V202L253 201ZM143 201H146V200H144L143 199ZM186 201H188V200H186ZM202 201L203 202H207V201H204L203 199H202ZM224 201V200H223ZM259 201V200H258ZM149 202V201H148ZM158 202V201H157ZM192 202V201H191ZM225 202V201H224ZM234 202H230V204H232V205H234ZM248 202V201H247ZM255 202V203H256ZM150 204H151V201L149 202ZM153 203V202H152ZM169 203V202H168ZM188 203H190V202H188ZM193 203V202H192ZM218 203V202H217ZM223 202H221L220 204H222ZM226 204L227 203H229V202H225ZM253 203V202H252ZM252 203H250V204H252ZM261 203V202H260ZM259 203V204H260ZM160 204V203H159ZM184 204V203H183ZM185 204H187V203H185ZM211 204V203H210ZM209 204V205H210ZM257 204V203H256ZM171 205V204H170ZM196 205V204H195ZM194 205V206H195ZM236 205V204H235ZM236 205V208L237 207H239V208H237L238 210L240 209V211L242 210L241 208H242V206H240V205H243V206H245V208H246V206H249V203H247V205L245 204L244 205V203L243 202H241L240 203V205H238L237 206ZM254 205V204H253ZM260 205H262V204H260ZM152 206V205H151ZM160 206H161V204H160ZM160 206H157V207H155V208H153V212H152V214H154L155 213V210L156 209H160L159 207ZM162 206H164V205H162ZM171 206H174V205H171ZM202 206L203 205H201V208H202ZM206 206V205H205ZM205 206H203V207H205ZM214 206V205H213ZM216 206V205H215ZM218 206V205H217ZM215 207V209L217 208L218 209V207ZM219 206H224L223 204L222 205H219ZM252 206V205H251ZM258 206V205H257ZM264 206V205H263ZM170 207V206H169ZM169 207L167 208V209H169ZM180 207H181V205H180ZM187 207H188V204H187ZM209 207V206H208ZM253 207V206H252ZM258 207H260V206H258ZM262 207V206H261ZM148 208H149V206H148ZM147 208V209H148ZM162 208V207H161ZM172 208V207H171ZM174 208V207H173ZM182 208H183V206H182ZM199 208V207H198ZM206 208V207H205ZM205 208H203L204 209V211L206 210ZM210 208V207H209ZM212 208V207H211ZM224 208V207H223ZM226 208H227V206H226ZM230 208V209H229ZM234 208V211H235V207L234 206H232V208L230 207V205H229V207L227 208L228 210H230V211H232V209ZM244 208V207H243ZM257 208V207H256ZM150 209V208H149ZM221 209H222V207H221ZM226 209V210H227ZM247 209V208H246ZM250 209V210H249ZM258 209H262V210H264V207L263 208H257V210ZM161 210V209H160ZM164 209H162V211H163ZM170 210V212H172L173 211V216H175V218L173 217V219L175 220L176 219V217H178V215L176 216L175 214H174V210H172L171 211V209H169ZM176 210H177V206H176ZM180 209H178V211H179ZM183 210H184V208H183ZM225 209H223V211H224ZM238 210H236L235 212L237 213L238 212ZM251 210H252V208L249 206V208H248V211H244V209L242 210V211H244V212H242L243 213V215L245 216L246 215V217L247 216H249V214L250 213H252L253 212V210H252V212H251ZM257 210H255V212L257 211ZM262 210H260V211H262ZM124 211V210H123ZM150 211V210H149ZM148 211V212H149ZM212 211V209H210V211H209V213ZM215 211H217V212H219L220 210L218 209V210H215ZM214 211V212H215ZM239 211V212H240ZM259 211V212H260ZM151 212V211H150ZM180 212V211H179ZM179 212H176V213H179ZM246 212H248V214H244V213H246ZM255 212H253L254 214H255ZM258 212V211H257ZM263 212V211H262ZM182 213V212H181ZM185 213V212H184ZM216 213V212H215ZM234 213V212H233ZM252 213V214H253ZM124 214V213H123ZM123 214H122V216H123ZM158 214V213H157ZM163 214V213H162ZM164 214H165V212H164ZM167 214V213H166ZM183 214V213H182ZM223 214H225V213H222L221 214V211H220V215H219V217H220V219H222V216L221 215H223ZM231 214H232V212L230 213V215L228 214V212H227V215H228V217H227V215L225 214V215H223V216H226L227 218H229V217H231ZM235 214V213H234ZM260 214V213H259ZM258 214V215H259ZM263 214V213H262ZM261 214V215H262ZM154 215H156V213L154 214ZM154 215H151V218H152V216L154 217ZM160 215V214H159ZM158 215V216H159ZM168 215H169V213H168ZM183 215H185V214H183ZM217 215H218V213H217ZM251 215V214H250ZM258 215H256V216H258ZM162 216V215H161ZM161 216L158 218L157 216V219H160L161 218ZM170 216H172V215H170ZM263 216H264V214H263ZM241 218L243 217V216H240ZM251 217H252V220L250 221V222H255V221H253V220H255L254 218H253V216L251 215ZM259 217V216H258ZM261 217V216H260ZM116 218V217H115ZM124 218V217H123ZM180 218H182V217H180ZM180 218H179V220L178 221H180ZM225 218V217H224ZM226 218V219H227ZM262 218V217H261ZM170 219L172 220V218L170 217ZM182 219H186L185 218V216H184V218H182ZM225 219V220H226ZM238 219V216L237 215H235V219L234 220H232V221H234V222H236L235 220H237ZM249 219H251V218H249ZM121 220V219H120ZM163 220V219H162ZM167 220V219H166ZM238 220H240V219H238ZM243 220H247V219H244V217H243ZM243 220H241V222L243 221ZM257 220V219H256ZM156 221V220H155ZM159 221V220H158ZM161 221V220H160ZM176 221V220H175ZM228 221V220H227ZM231 221V220H230ZM229 221V222H230ZM231 221V222H232ZM249 221V220H248ZM247 221V222H248ZM119 222V221H118ZM153 222V221H152ZM231 222H230V224H231ZM232 223V229H234L235 228V225L233 226V224H235V223ZM241 222H236V223H240L241 224ZM247 222H245L244 221V225L245 226H243V225H241V227L243 226L244 228H246V229H248L247 228V224L249 225V224H251V223H247ZM182 223V222H181ZM256 223V222H255ZM255 223H253V224H255ZM153 224V223H152ZM150 226H151V224H150ZM250 226V225H249ZM241 227H240V229H241ZM242 227V228H243ZM253 227H255V226H253ZM251 229H252V226L250 227ZM248 229V233H246L245 234V236L246 235H248V234H250V230L251 229ZM242 230V229H241ZM255 231V230H254ZM141 232V231H140ZM143 232V234L145 235V232L144 231H142ZM150 232V231H149ZM243 232L245 233V231L243 230ZM146 234H148V233H146ZM143 236V235H142ZM148 235H146V237H147ZM249 237V236H248ZM248 237H247V240H248ZM143 238H145V237H143ZM142 238V239H143ZM138 239V238H137ZM142 241V240H141ZM141 243V242H140ZM140 243H138V244H140ZM230 246V245H229ZM228 246V247H229ZM239 256H237V257H235V259L236 260H238L237 258H238ZM240 258V257H239ZM261 259H263L262 257H261ZM255 261V260H254ZM264 262V259L263 260H261V262ZM233 264H235V263H233Z\"/></svg>",
	"mask_w": 264,
	"mask_h": 264
}]
</instances>
